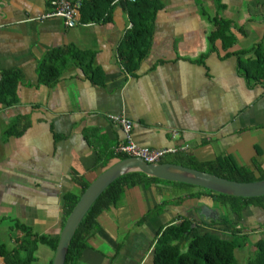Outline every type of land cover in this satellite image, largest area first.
I'll return each instance as SVG.
<instances>
[{
    "label": "crops",
    "instance_id": "obj_1",
    "mask_svg": "<svg viewBox=\"0 0 264 264\" xmlns=\"http://www.w3.org/2000/svg\"><path fill=\"white\" fill-rule=\"evenodd\" d=\"M158 1L149 50L129 75L116 55L130 27L119 5L110 23L65 28L58 18H41L50 10L46 0H0V71L22 75L17 102L0 104V221L8 220L7 229L19 222L37 235L58 237L61 196L79 194L74 178L91 182L119 153L124 134L107 114L129 118L139 145L181 147L199 161L228 153L239 164L251 168L254 159L264 168V83L247 82L235 57H223L219 43L211 49L207 41L211 20L223 18L236 37L228 51L252 58L251 48L264 46V0ZM67 45L92 54L102 85L72 64L53 84L37 83L38 59ZM182 193L160 183L126 188L119 205L97 215L99 230L87 238L77 264H150L158 229L167 223L178 217L199 222L201 208L221 218L227 214L207 197L176 203ZM164 200L161 212L137 222ZM239 222L254 242L264 213L245 208ZM13 238L9 244L0 240L10 247ZM53 252L38 245L29 264H51Z\"/></svg>",
    "mask_w": 264,
    "mask_h": 264
},
{
    "label": "trees",
    "instance_id": "obj_2",
    "mask_svg": "<svg viewBox=\"0 0 264 264\" xmlns=\"http://www.w3.org/2000/svg\"><path fill=\"white\" fill-rule=\"evenodd\" d=\"M7 1V0H3ZM51 0H46L49 6ZM71 3H78L77 21L81 25L88 24H107L111 22L112 9L119 5L127 14V21L130 27L124 32L118 42L116 55L118 62L125 73L135 75L140 61L146 56L152 38L153 23L155 16L162 7L158 0H67ZM212 29L207 35L210 48H214V43H219L223 57L234 56L236 68L247 82L252 85L264 83V46L256 44L251 48L252 58L243 59L240 57L244 51L229 52L228 50L235 44L236 37L232 32L231 24L223 18L211 20ZM236 33L243 35L240 28H234ZM92 54L87 51L79 50L72 45L53 48L46 51L38 59L35 74L39 85L49 86L56 82L62 75L66 66L72 64L76 66L92 84L102 85L101 73L93 67ZM22 81V75L18 70L0 71V104L10 106L17 102L16 88ZM20 131L14 132L18 134ZM5 133L10 134L8 131ZM128 157L118 153L115 160L111 163ZM158 162H171L183 166L206 171L221 178H226L239 182H249L264 179V168L251 160L252 167L239 164L228 153L218 154L212 159L199 161L188 150H177L173 153L165 154ZM107 165L105 168L110 166ZM74 182L79 185V194L88 185L81 179L74 178ZM152 183L161 185H171L175 190L183 192L177 195L179 203L183 198H201L219 203L227 214L224 218L210 220L209 222L200 221L196 223L192 219L178 217L177 221L167 223L163 228L158 229L156 239L152 247L153 260L150 264H237L235 250H241L244 246L251 248L253 256L248 257L245 264H264V225L259 233V237L254 242H250L248 234L243 232L244 227L239 220L242 218V211L248 207L258 208L264 213V195L254 197L234 196L213 192L201 187L148 176L139 171L126 172L112 182H110L95 198L89 206L69 241L64 257L63 264H77L83 248L86 247L87 238L99 230L96 217L102 211L111 207H116L124 198L126 188L138 186L147 188ZM79 194L66 192L62 197V218L63 222L71 208L77 201ZM168 201L148 209L137 221L141 223L150 216L157 215L162 211ZM231 214L237 223H232ZM195 224V225H192ZM211 224H218L223 227L230 226L229 230L221 231L227 233L226 237L210 230L200 232L199 226L210 227ZM13 229L16 231V239H13L12 246H7L0 240V264H29L33 259V253L38 245H45L54 251L57 238L49 235L33 232L29 226L15 222ZM119 246V244H117Z\"/></svg>",
    "mask_w": 264,
    "mask_h": 264
},
{
    "label": "water",
    "instance_id": "obj_3",
    "mask_svg": "<svg viewBox=\"0 0 264 264\" xmlns=\"http://www.w3.org/2000/svg\"><path fill=\"white\" fill-rule=\"evenodd\" d=\"M139 171L160 180L192 184L213 192L234 196L254 197L264 195V179L239 182L221 178L215 174L171 162L149 163L138 157L122 158L104 170L88 183L80 193L74 206L64 219L57 237L51 264H63L69 241L81 218L103 191L118 176ZM204 208H201L202 211ZM205 212V211H204ZM195 225V224H192Z\"/></svg>",
    "mask_w": 264,
    "mask_h": 264
},
{
    "label": "built area",
    "instance_id": "obj_4",
    "mask_svg": "<svg viewBox=\"0 0 264 264\" xmlns=\"http://www.w3.org/2000/svg\"><path fill=\"white\" fill-rule=\"evenodd\" d=\"M118 1H128L133 0H115L114 3ZM50 10L45 13L41 18H58L62 22L65 28H73L81 25L77 21V9L78 3H71L67 0H51L49 2ZM130 26V25H128ZM107 119L121 129L122 134H124L123 141L117 146V152L124 154L128 157H138L145 162L155 163L167 153H173L177 150L183 149L179 148H150L147 146H142L137 144L133 140V135L131 134V120L122 114H107Z\"/></svg>",
    "mask_w": 264,
    "mask_h": 264
},
{
    "label": "rangeland",
    "instance_id": "obj_5",
    "mask_svg": "<svg viewBox=\"0 0 264 264\" xmlns=\"http://www.w3.org/2000/svg\"><path fill=\"white\" fill-rule=\"evenodd\" d=\"M228 22L230 23V21H228ZM234 28H238V27H234ZM229 216H230V214H229ZM232 222H234V218H233ZM7 225H9V222H8L7 219H4L3 221H0V238L3 239L7 244H9L7 238L8 237H12L13 238L15 236V234H16V231L13 229V227H11V228L9 227L7 229ZM220 228L222 229V231H225L224 229L225 228H230V226L223 227V226L220 225ZM221 229H213V227H211V226L209 228L201 226V227H199L198 230L200 232H203L204 230H210L212 232H217L222 238L226 237L227 233L221 232ZM218 230H220V231H218ZM227 230H229V229H227ZM13 239H16V238L14 237ZM249 239L251 241L254 240L253 237H249ZM234 254H236V257H237V264H245L248 261V257L249 256H253L252 252H251V248H248V246H246V245L241 250H238V251L235 250Z\"/></svg>",
    "mask_w": 264,
    "mask_h": 264
},
{
    "label": "flooded vegetation",
    "instance_id": "obj_6",
    "mask_svg": "<svg viewBox=\"0 0 264 264\" xmlns=\"http://www.w3.org/2000/svg\"><path fill=\"white\" fill-rule=\"evenodd\" d=\"M201 218V222L202 221H204V222H209L210 220H216V219H218V218H221V217H217V216H214V213H207V212H202L200 215H199ZM217 217V218H216ZM200 222V221H199ZM196 223H198V222H196ZM202 225H200L199 227H201ZM211 227H213V229H221L220 228V225H218V224H211L210 225ZM227 229H230V228H225L224 230L226 231ZM218 231H220V230H218ZM221 231H222V229H221ZM224 231V232H225ZM215 233H217V232H215ZM218 234V233H217Z\"/></svg>",
    "mask_w": 264,
    "mask_h": 264
}]
</instances>
